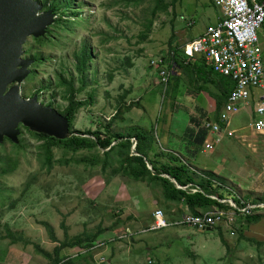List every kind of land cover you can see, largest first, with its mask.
<instances>
[{"label":"rangeland","instance_id":"rangeland-1","mask_svg":"<svg viewBox=\"0 0 264 264\" xmlns=\"http://www.w3.org/2000/svg\"><path fill=\"white\" fill-rule=\"evenodd\" d=\"M153 1L146 0L139 7H128L123 0H87L83 6L75 3L73 9L87 21L86 25L77 27L72 35L58 32L63 44L56 51H45L47 62L39 70L36 82L24 89L25 98L33 99L38 94L43 104L49 106L54 102V109H64L67 102L60 88L43 89L56 85L59 74L73 76L76 86H80L74 55L86 43L93 52L94 61L87 73L90 83L85 91L93 92L94 103L81 108L76 119L77 132L96 130L101 122L107 124L110 121L120 104L129 106L139 102L131 110L124 109L122 117L125 121H118L114 131L128 132L130 127L137 125L149 130L155 125L160 131L155 141L164 130L182 139L185 137L188 143L187 127L195 124L190 118L194 116L200 121L204 112L191 104L186 96L173 98L171 86L164 103L165 87L160 71L152 63L163 60L165 70H168L171 52L177 46L184 48L207 26L216 23L220 9L212 0H182L174 11L170 9L168 14L157 17L152 35L142 40L145 24L152 18ZM190 23L194 24L190 26ZM260 38L264 50V29L260 30ZM110 75L115 77L114 81H109ZM79 98L87 99L88 94L81 92ZM251 111L241 108L231 118L229 129L238 130L253 122ZM159 115L162 121L157 123ZM53 121L63 127L62 117L57 116ZM240 132L237 133L242 136ZM216 138H222L219 144H215ZM22 140L27 150H22L21 155L10 143L0 147V169L7 168V158L18 161L13 171L0 175L1 188L11 192L12 199L19 200L17 207L8 210L5 206L1 212L0 264H51L39 251L54 256L56 249L64 243L74 242L85 233L94 235L99 227L110 234L105 239L106 232L97 242L105 243L106 247L92 257H83L76 262L91 264L95 257L97 260L104 258L102 264H109L110 253L115 250L116 253H136L135 264H264V239L259 242L263 245L257 246L250 237V231H261L264 237V209L253 212V217L263 216L257 224H248V216L236 218L237 237L230 235L227 228L222 229V235L215 231L199 233L188 228H171L122 239L127 232L140 233L150 228L152 214L157 208L173 221L180 218L182 212L190 211L184 203L180 207L168 204L160 186L136 182L121 175L112 176L111 169L103 174L101 168L88 170L84 164L65 166L60 163L61 154L49 173L38 156L39 144L26 132ZM250 140L255 142L253 138ZM208 141L214 146L212 149L203 147L195 156V150L190 151L189 156L194 157L190 158L191 162H184L194 171L212 173L232 188L237 197L251 200L249 202H264V164L261 160L252 161L258 155L240 139L226 134L214 136L209 133ZM155 144L159 147L157 141ZM155 151L161 155L157 149ZM263 151L264 147H261L260 152ZM167 161L168 158H163V163ZM35 176V182L22 194L27 182ZM255 184L260 186L250 188ZM156 201H159L158 205ZM118 220H123L125 225L119 227ZM46 223L54 229L58 244L53 243ZM7 230L18 240L14 245L6 238ZM244 236L246 240H242ZM78 249L83 248L69 249L64 255L74 258ZM132 262L125 260L115 264Z\"/></svg>","mask_w":264,"mask_h":264},{"label":"trees","instance_id":"trees-1","mask_svg":"<svg viewBox=\"0 0 264 264\" xmlns=\"http://www.w3.org/2000/svg\"><path fill=\"white\" fill-rule=\"evenodd\" d=\"M43 5V12H53L56 15V21L47 29L45 36L40 38H33L32 41L26 46V57L34 60L32 66V73L27 78L23 90L21 93L24 96V89H27L28 84L35 83L41 67L47 62L45 51H56L63 43H61V35L58 32L65 33L66 35L73 34V30L77 27H83L87 21L80 17V13L73 9L75 3L78 6H83L84 1L87 0H37ZM129 6L139 7L144 4L146 0H123ZM182 0H154V6L152 10V18L145 24L146 32L142 36V40H147L153 33L154 22L157 17L163 14H168L170 9L174 11L177 3ZM176 17V14L174 16ZM174 21V19H173ZM33 42L32 45H30ZM77 63L75 65V71L78 74V82L80 86H76V78L73 76L65 77L63 74L58 75V80L55 84L45 87L43 90H53V88H60L63 99L67 102L64 109L59 108L58 111L63 117H66L69 125L70 137L60 140L46 132H39L32 130L31 127L21 125L20 134L18 135V142H13L7 138H4L0 147H3L5 143H10L14 149H17L18 155H21V151H26L27 147L22 140L24 132L29 137H32L38 147V156L41 158L42 163L48 168V172L51 173L57 163V156L61 154L63 159L60 163L65 166H71L74 164H84L86 169L94 170L101 168L103 174L107 173L108 169H111L112 176H125L129 179H133L136 182L147 183L151 186H160L165 201L168 204L180 207L183 203L187 206L190 213L199 215L202 212L219 209L228 210L227 204L221 203L219 200L232 199L238 201L237 195L226 186L225 182L215 177L212 173L192 170L189 164L185 163L183 159L175 155H160L154 152V160L151 157V153L154 151L155 137L158 136L160 131H157V127L151 126V129L146 130L139 125L130 127L128 132H116L114 126L118 121H123L122 115L125 113L124 109L131 110V108L137 103H131V105L120 104L117 112L110 118L107 124L100 123L96 130H88L85 133L77 132L75 129L76 119L81 111V108L86 107L88 104L94 103L93 92L85 91L89 85L87 73L93 64L94 57L93 52L86 43H83L78 53L74 55ZM189 60L183 53V48L177 46L174 49L167 61L168 70L173 66H176L177 71H181L184 77H187V85L194 87L195 90H204L205 81L217 86L218 94L215 95L216 106L212 116L204 113L202 119L197 120L192 116L191 122L195 123L193 127H187V134L190 140L189 144L195 147L194 156L201 151L208 140V130L204 124L206 118L215 120L220 123L221 126L224 123L219 119L221 109L224 107L228 98L236 86V82L228 76L217 75L214 73L212 67H210L202 58H196ZM131 67V64H128ZM160 71V70H159ZM115 77L110 75L109 81H114ZM181 77L171 78L167 88L164 89V103L165 98L173 92V98H175L179 92V86L181 84ZM165 87V86H164ZM22 88V87H21ZM81 92L88 94L87 99H80ZM38 95L35 94L34 97ZM127 95L124 96L123 100ZM121 103V100H120ZM55 103L52 102L51 106ZM125 121V120H124ZM162 121V116L159 115L158 122ZM2 153V152H0ZM168 158L167 162L163 163V158ZM7 158V157H5ZM7 168L0 169V175H4L10 171H13L18 165L17 160L7 158L5 161ZM30 179L25 185V189L22 194H25L33 180ZM175 181L177 184H175ZM179 187L185 188L179 189ZM198 189L197 192L193 190ZM216 197L217 199H213ZM249 200V199H248ZM248 203H251L245 200ZM239 202V201H238ZM19 203L18 199H12V193L1 188L0 184V216L2 210L6 206L8 210H12L17 207ZM257 204V203H255ZM201 211V212H200ZM263 216H248L247 222L258 223ZM45 227L50 231V235L53 243L58 244L54 229L49 224H45ZM218 234L222 235V230H214ZM107 232L102 227L98 228L97 233L87 234L85 233L81 237L71 241L70 243H64L61 247H58L54 256H50L43 251H39V254L48 258L51 264H80V258L71 259L64 255V252L72 248H83L91 250L92 247L102 238ZM8 240L11 245L18 242L10 231H6ZM238 236V234H236ZM38 250V249H37ZM83 258V257H81ZM88 264V263H86ZM158 264V263H157Z\"/></svg>","mask_w":264,"mask_h":264},{"label":"built area","instance_id":"built-area-1","mask_svg":"<svg viewBox=\"0 0 264 264\" xmlns=\"http://www.w3.org/2000/svg\"><path fill=\"white\" fill-rule=\"evenodd\" d=\"M212 2L222 11V17L215 24L208 26L200 37L188 43L183 48V53L189 62L202 58L212 67L215 74L230 77L236 82V86L219 114V119L224 125L221 126L215 120H210L209 123L204 121V124L207 130L210 127L208 133L238 138L257 153V142H251L250 138L254 133L264 135V50L260 38V30L264 29V0H212ZM152 65L160 70L161 83L167 88L169 81L177 72L176 66L165 70L163 60ZM248 105H251L249 107L255 115L254 121L250 122L248 127L251 134H243L241 131L242 136H239L237 133L239 130L229 129L231 118ZM221 139L216 138L215 144H219ZM208 142L207 140L204 145L205 150L214 147ZM179 189L186 190L182 187ZM197 191L198 189L193 190ZM237 198L239 202L232 199L219 200L229 206L228 210L215 209L199 215L181 213L180 218L175 221L170 220L162 209H157L152 214L153 223L150 228L140 233L127 232V236L122 239L171 228H188L199 233L227 228L230 229L229 234L235 237L238 216H253L254 211L264 209V204H252L240 197ZM105 247V243L99 242L90 251L78 249L74 258L92 257L95 252ZM103 260L105 261L104 258L97 260L94 257L91 264H102Z\"/></svg>","mask_w":264,"mask_h":264},{"label":"water","instance_id":"water-1","mask_svg":"<svg viewBox=\"0 0 264 264\" xmlns=\"http://www.w3.org/2000/svg\"><path fill=\"white\" fill-rule=\"evenodd\" d=\"M43 10L37 0H0V144L4 138L18 142L21 125L60 140L71 136L68 120L58 110L40 102L38 95L29 99L21 93L34 65L26 57V46L33 38L45 36L56 21L53 12ZM57 116L63 118V127L54 123Z\"/></svg>","mask_w":264,"mask_h":264},{"label":"crops","instance_id":"crops-1","mask_svg":"<svg viewBox=\"0 0 264 264\" xmlns=\"http://www.w3.org/2000/svg\"><path fill=\"white\" fill-rule=\"evenodd\" d=\"M219 14L217 16V21L222 17V11L221 10H220ZM193 24L194 23H192V25ZM204 32H205V30H203L201 35ZM175 77L183 78L181 80V86H179L180 90H179L177 96H179V97H182V95L186 96L188 98V101L191 104H193V103H194V105L196 104L197 106H195V107L201 108L204 113L208 114V116H212L214 114L215 106H216V100H215V95L214 94H218L217 86H215L214 84H212V83H210V82H208L206 80L205 81V87L207 89L198 91V90H195L194 87H192V86L188 87V85L186 84L187 83V81H186L187 77H184L182 75L181 71H177L176 72V74L174 76V81H175ZM249 106H251V105H248L245 109H248V108L251 109V107H249ZM251 113L253 114L252 111H251ZM253 118L255 119V115L254 114H253ZM205 121H206V119H205ZM248 127H249V125H245V126L241 127V129L239 127L238 130L242 131L243 133H246V134L250 135L251 132L248 130ZM251 138H253L255 140V142H257V146L259 148V149H257V153H256L258 155L257 158L256 159H252V161L253 162L257 161L258 162L259 160H261V162H263V164H264V151L260 152V148L264 147V135L260 134V136H259L257 133H254V134H251ZM156 141H157V145L159 147H156V144H155L154 151L150 154L153 160H154V156H155L154 152H156L155 149H157V151L160 152L161 155H166V156L175 155V156L181 157V159H183V160L190 161V162H191L190 158L194 157V156H189V152L190 151H194L195 147L189 144L190 140L187 143L186 141H188V140H185V137H183V139H182V138L177 137L176 135H174V133H170V131L167 132V131L163 130V132L159 135V138L156 139ZM196 171L198 173L199 172L202 173L205 170H196ZM260 181H262V180H260ZM263 185H264V183H263ZM258 186H260V185L259 184H255L254 186H251L250 188H256ZM227 187H228V189L232 190L235 193V191L232 188H229V186H227ZM252 203L261 204V203H264V202L256 201V200L253 201L252 200ZM156 204L158 205L159 201H156ZM157 209H160V208H157ZM185 212H187V211H184L182 213H185ZM122 222H123V220H118L117 225H119V227H120V225H125V224H122ZM251 222H253V221L248 222V224L251 223ZM123 223H125V222H123ZM252 224H254V223H252ZM236 233H237V230H236ZM250 234L252 235L250 237H253V241L252 242L254 244L257 243V246L263 245L262 243H259V242H262L263 239H264V237L262 236L261 231H258V232L250 231ZM109 237H110V234H109V232H107V235L104 238L106 239V238H109ZM235 237H237V235ZM246 239L247 238L245 236L242 238V240H246ZM135 255H136V253L130 254L129 252H126V251L125 252L116 253L115 250H114V252L110 253L108 262H109V264H115L117 262L120 263L121 261L129 260V262L133 261L131 264H135ZM262 262H264V261H262ZM155 264H156V262H155Z\"/></svg>","mask_w":264,"mask_h":264},{"label":"bare ground","instance_id":"bare-ground-1","mask_svg":"<svg viewBox=\"0 0 264 264\" xmlns=\"http://www.w3.org/2000/svg\"><path fill=\"white\" fill-rule=\"evenodd\" d=\"M46 123H47V124H46ZM46 123H45V125H48V124H49L48 122H46ZM218 210H219V209H218Z\"/></svg>","mask_w":264,"mask_h":264},{"label":"clouds","instance_id":"clouds-1","mask_svg":"<svg viewBox=\"0 0 264 264\" xmlns=\"http://www.w3.org/2000/svg\"><path fill=\"white\" fill-rule=\"evenodd\" d=\"M159 70V69H158ZM184 161V160H183ZM252 203V202H251ZM252 204H254V203H252ZM210 232H213V231H210Z\"/></svg>","mask_w":264,"mask_h":264}]
</instances>
